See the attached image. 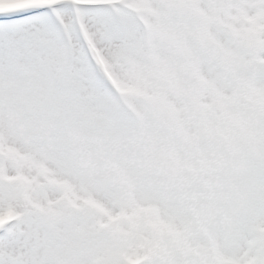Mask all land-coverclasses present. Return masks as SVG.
Masks as SVG:
<instances>
[{"label":"rangeland","instance_id":"1","mask_svg":"<svg viewBox=\"0 0 264 264\" xmlns=\"http://www.w3.org/2000/svg\"><path fill=\"white\" fill-rule=\"evenodd\" d=\"M0 264H264V0H0Z\"/></svg>","mask_w":264,"mask_h":264}]
</instances>
